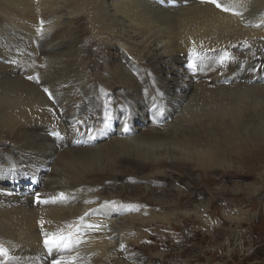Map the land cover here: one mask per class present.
Instances as JSON below:
<instances>
[{
    "label": "bare ground",
    "instance_id": "obj_1",
    "mask_svg": "<svg viewBox=\"0 0 264 264\" xmlns=\"http://www.w3.org/2000/svg\"><path fill=\"white\" fill-rule=\"evenodd\" d=\"M217 3L221 7L211 0H0V248L7 253L0 254V264H113L125 246L139 244L138 222L170 223L178 211L115 208L113 200L132 186L102 195L105 178L137 167L152 177L169 162L231 168L228 160L243 163L251 150L264 155V0ZM78 21L86 27L82 33ZM55 29L60 32L43 47L12 38L6 46L14 32L38 39ZM90 33L98 39L94 46L114 50L96 52L109 57L110 75L102 81L129 91L122 110L132 103L134 113L153 120L149 134L137 135L132 121L114 128V114L103 104L88 117L91 100L72 111V103L83 102L80 88L93 84L90 47L80 45ZM146 64L158 76L154 87L133 72ZM184 78L192 91L180 88ZM93 118L110 131L106 144L92 143L89 135L86 140L91 129L100 131ZM7 140L14 150L4 145ZM46 167L53 174L40 187ZM21 170L26 182L14 192L16 185L4 182ZM33 184L32 193L22 195ZM208 206L203 201L194 210ZM235 217L248 219L245 213ZM53 235L65 237V246H46Z\"/></svg>",
    "mask_w": 264,
    "mask_h": 264
},
{
    "label": "rangeland",
    "instance_id": "obj_2",
    "mask_svg": "<svg viewBox=\"0 0 264 264\" xmlns=\"http://www.w3.org/2000/svg\"><path fill=\"white\" fill-rule=\"evenodd\" d=\"M0 21H2L1 17ZM3 22H1L3 25L7 24L5 21ZM77 24L79 28L84 25L79 21ZM85 28H80V33ZM52 32L48 36L41 37L42 39L38 37L39 40L28 38L22 33L19 35L17 32H14L13 36L9 35L6 38L4 36V38L6 39V46L13 45L10 42L12 38L16 42L21 40L31 47H43L60 30L55 29ZM21 37L22 39H19ZM81 38L80 45L83 46L87 43V46L90 47V53L86 58L87 60H92L90 61L88 71L93 70L89 72L93 84L90 87L84 86L80 88V90L84 89V93H80L81 91L79 92L78 90L83 95V97H80L83 102L72 103V111L76 113L83 106H89L90 102L88 101L91 100L93 105L91 106L92 110H89V113H87H91L88 117L92 116V114L93 116L97 115L96 111L98 109L95 108V111L93 110L95 105L98 108L106 105L109 112L114 114V117L112 116L115 120L113 121L115 123L114 128H119L124 121L126 122H124L125 124L132 121L134 127H139L137 135L149 134L153 120L148 119L147 121L141 112L136 111L134 113L133 107L131 106L132 103H130V106L129 104L127 105L126 111L124 109L122 110L121 103L125 100L126 92L129 93V91L124 87L114 86L109 79L106 80L108 82L102 81L103 79H101L110 75L107 69V62H105L108 61L109 57L102 56L101 59L96 56V52L103 48L105 49L104 52L110 55L114 50L108 49L106 44H101L100 47L94 46L93 44L97 43L98 39L91 35V33L85 34V36L83 34ZM71 40V45H73L75 39ZM29 52L33 53V50L30 49ZM231 54L230 52L228 57L231 58L233 56ZM243 64L246 67L248 60L243 61ZM197 69L195 68V71ZM153 70L155 69L152 65L146 64L139 72L138 70L133 72L136 77L140 78L141 82H145L148 78L150 86L154 87L158 84V76H156ZM186 80L187 78L183 79L180 85L181 87L179 86L180 88L185 89L190 86L191 81ZM186 85L187 87H185ZM88 91L90 96L87 99L85 95ZM187 91H192V88H188ZM92 92L93 94L91 95ZM143 97L147 101L146 95H143ZM109 103H113L114 105L110 107L108 106ZM57 106L54 104V107ZM75 106H78V108H74ZM101 122L102 120L100 118H93L92 123L94 124V128L96 129L98 126L100 131H95L90 135L89 133L87 135L85 134L86 140L89 135V137H92V143L98 142L97 144H106V137L110 131L103 127L101 128ZM99 132H101V135H99ZM5 143L4 145L8 149L13 145L10 140L5 141ZM81 144L83 145V143L79 145L81 146ZM10 149L14 150V146ZM258 150L262 149L260 148ZM253 152L254 150H251L250 152H246L248 153L246 155L242 154L245 157L243 163L237 162L234 159L228 160L232 163L231 168L225 166L213 170L208 168L194 169L191 166L185 167L169 162L168 165L164 166V173L152 177H145L149 174V171L140 170L137 167L133 170L134 172H129L122 176L116 174L113 177L105 178L102 181V186L99 187L102 195H109V193L115 192L125 185V189L132 186L128 191L131 194L123 192L120 197L113 200L115 202L113 205L115 208L127 204H134L137 207L139 206V208L141 207V209L156 212L157 214L178 211L170 223L164 222L161 219L155 220L156 222H150L149 225H141V222H138L135 232L141 234L139 244L132 242L125 246V249L123 248L124 251L119 255V259L122 257V260L117 259L113 264H127L129 263V259L132 260L131 262L133 264H264V155L260 151V154L255 156ZM21 171L22 173L13 172L11 178H8L4 182L5 186H10V183L16 185L15 189H11L14 192H20L19 190L21 188L19 183L26 182L27 174L24 170ZM41 173L43 178L40 181V187L46 185L47 178L45 177L53 174L50 167L43 168ZM147 185L148 187H144ZM247 186H249L248 190L236 189ZM34 187L35 184L24 191L22 195L32 193ZM203 201H209L207 210L204 212L200 211L201 213L195 212L194 209L196 206ZM189 209L191 212L189 214L185 213ZM240 213H245L248 219L245 221L241 220L242 222L239 221L238 217L235 216L240 215ZM202 214L204 218L200 216Z\"/></svg>",
    "mask_w": 264,
    "mask_h": 264
},
{
    "label": "snow or ice",
    "instance_id": "obj_3",
    "mask_svg": "<svg viewBox=\"0 0 264 264\" xmlns=\"http://www.w3.org/2000/svg\"><path fill=\"white\" fill-rule=\"evenodd\" d=\"M211 2L216 4L217 7H221V4L217 3V0H211ZM224 10L228 11L229 9L228 8H224ZM190 67H192V65H190ZM62 195L63 194H61V196ZM64 239H65V237H63V236L53 235L51 239H46L45 240V245L59 248V247L65 246V245L62 244V241H64ZM0 254L6 255L7 253L5 252V250L3 248H0ZM53 264H64V262L60 261V260H54Z\"/></svg>",
    "mask_w": 264,
    "mask_h": 264
}]
</instances>
